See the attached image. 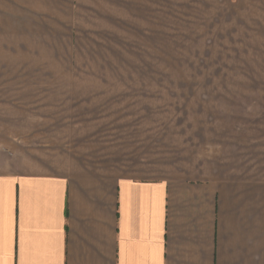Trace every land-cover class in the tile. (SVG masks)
Wrapping results in <instances>:
<instances>
[{
    "label": "crops",
    "instance_id": "obj_1",
    "mask_svg": "<svg viewBox=\"0 0 264 264\" xmlns=\"http://www.w3.org/2000/svg\"><path fill=\"white\" fill-rule=\"evenodd\" d=\"M155 42L210 57L198 71L264 72V0H0V72L129 71ZM259 160L163 177L0 169V264H264Z\"/></svg>",
    "mask_w": 264,
    "mask_h": 264
},
{
    "label": "rangeland",
    "instance_id": "obj_2",
    "mask_svg": "<svg viewBox=\"0 0 264 264\" xmlns=\"http://www.w3.org/2000/svg\"><path fill=\"white\" fill-rule=\"evenodd\" d=\"M155 45L123 58L131 71L0 72V169L29 160L149 177L258 169L264 72L198 71L212 59Z\"/></svg>",
    "mask_w": 264,
    "mask_h": 264
}]
</instances>
